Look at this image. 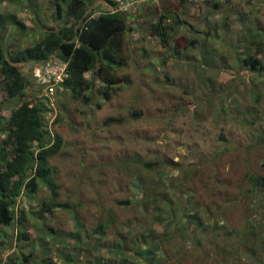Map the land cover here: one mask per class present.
I'll list each match as a JSON object with an SVG mask.
<instances>
[{
	"label": "rangeland",
	"instance_id": "obj_1",
	"mask_svg": "<svg viewBox=\"0 0 264 264\" xmlns=\"http://www.w3.org/2000/svg\"><path fill=\"white\" fill-rule=\"evenodd\" d=\"M168 1L187 24H174L169 43H165L150 33L161 14L159 8ZM193 1L195 5H183L181 0L137 3L132 12L139 19L127 35L131 59L118 71L122 77L129 76V83L125 80L112 90L110 102L95 89L88 93L90 104L68 95L58 109L60 122L53 130L63 136L65 154L52 164L58 171L59 201L69 202L71 209L59 208L46 217L39 214V203L52 199L51 191L42 185L35 201L26 202L28 210L38 212L28 215L30 241L26 246L34 240L37 253H47L48 264H83L86 258L73 249L75 262H66L62 256L71 250V240L69 249L67 242H54L46 225L64 233L83 228L79 232L89 241L88 233L107 220L109 210H116L122 220L143 213L141 201L145 198L193 194L207 197L200 212L205 222L212 226L215 216L229 209L226 230L238 234L232 237L228 232H217L214 237L224 238L230 249L227 252L222 245L217 250L214 240L208 248L211 260L201 264H257L252 259L254 251L258 261L264 260V200L247 179L249 175L264 176V168L259 166L264 154L251 151L259 142L258 136L264 137V68L255 72L243 63L249 56H258L264 66V0H225L220 10L203 0ZM38 7L40 11L34 16L26 0L0 2V15L14 14L25 25L23 29L8 24L0 30V41L8 54L38 43L48 27L61 26L51 0H38ZM181 36L192 45L177 55L173 45ZM164 59L167 66H163ZM21 68L34 84L33 63ZM38 92L33 86L28 95ZM221 106L228 111H221ZM135 112L141 113L140 118L130 119ZM246 112L253 114L247 116ZM1 117L0 148L10 111ZM118 118L129 121L123 125ZM136 157L151 162L152 170L136 164L128 169L116 163ZM136 181L143 187L138 188ZM117 199L130 200L132 205L128 210L114 208ZM35 223L45 229L37 231L32 227ZM185 223L204 235L196 217ZM149 231L161 233L162 228L150 221L145 229ZM12 236V229L0 227V240L9 243ZM194 261L192 256L186 259L188 264Z\"/></svg>",
	"mask_w": 264,
	"mask_h": 264
},
{
	"label": "trees",
	"instance_id": "obj_2",
	"mask_svg": "<svg viewBox=\"0 0 264 264\" xmlns=\"http://www.w3.org/2000/svg\"><path fill=\"white\" fill-rule=\"evenodd\" d=\"M14 1L16 0H0ZM26 1L36 16L40 11L38 0ZM146 1L51 0L56 19L62 21L59 28L48 27L38 43L12 55L8 54L0 41V123L3 120L1 114L10 111V117L5 121L2 130L4 136L0 148V227L12 229L13 234L9 243L0 240V264H42L43 261L48 264L47 253L38 254L34 240L26 246V242L30 241L27 219L29 213L34 215L40 212L39 214L46 217L59 208L71 209L69 202L59 201L58 171L52 164L55 158L65 154L63 136L53 130L60 122V118L56 117L58 109L63 107L68 95L90 104L92 100L88 93L95 89L104 101L110 102L111 91L117 89L125 80L129 83V76L122 77L118 71L131 59L127 35L139 18L136 12L118 11V7L122 3L131 2L135 6ZM211 1L213 3H209ZM227 1L203 0L205 4H212L216 10H220ZM181 2L183 5L196 4L193 0ZM159 9L161 14L152 23L150 35L169 43L174 24L181 27L187 22L174 12L173 4L169 1ZM154 13H158V10ZM170 21L171 24L168 25ZM8 24L25 29L24 23L16 15H0V30L5 29ZM191 45L186 36L178 37L173 45L175 54L180 55ZM53 59L69 63V77L57 86V90L63 88L62 94L58 91L60 99L56 96L53 102L51 98L45 97L42 90L36 96L29 97V90L34 84L21 70V66L30 62L44 66L53 62ZM167 63L168 60L164 59L163 66H167ZM243 63L255 72L264 68L258 56H249ZM101 106L98 104L97 108L102 109ZM220 110L227 112L228 108L221 106ZM252 114L246 112L245 115ZM140 116L139 112L131 113L130 119ZM118 119L123 125L129 121L128 118ZM258 141L251 151L253 154L255 151L264 154V137L259 135ZM116 163H121L128 169L136 164L140 169L152 170L151 162H142L139 157ZM259 166L264 168V162ZM247 179L251 189L264 200V190L260 189L264 188V176L249 175ZM135 183L138 188L143 187L141 182ZM40 185L51 191L52 199L39 203L36 208L38 212L33 207L30 211L26 202L31 204L35 201ZM206 198L196 194L190 197L178 196L175 200L172 196L162 199L145 198L141 201L143 213L141 211V214H133L122 220L117 216L116 210H109L107 220H101L96 229L88 233L91 236L89 241L79 232L83 228L72 233H64L52 225H46V228L54 242H67L66 248L71 240V250L65 251L62 256L66 258V262H75L72 251L75 249L86 258L83 264H188L186 259L189 256L195 259L191 264H201V261L211 260L212 253L208 248L214 240L217 250L223 245L229 251L230 246L224 238L214 237L217 232L224 235L228 232L232 237L238 235L236 230H226L229 209H225V214H222L221 209L216 208V212L222 216H215L216 221L212 226L209 221L205 222L206 217L204 219L200 212L204 209ZM131 205L130 200L117 199L114 208L128 210ZM43 216L40 219L43 220ZM194 217L197 218L198 228L204 235L198 234L196 229H190L185 223ZM150 221L158 223L162 232L146 233L145 229ZM32 227L37 231L45 229L36 223ZM261 235L264 237V229ZM175 246L179 249H175ZM252 259L257 264H264V260L258 261L255 251Z\"/></svg>",
	"mask_w": 264,
	"mask_h": 264
},
{
	"label": "built area",
	"instance_id": "obj_3",
	"mask_svg": "<svg viewBox=\"0 0 264 264\" xmlns=\"http://www.w3.org/2000/svg\"><path fill=\"white\" fill-rule=\"evenodd\" d=\"M131 5V3H127L126 5L122 4V7L119 9L127 10ZM34 75L37 78L38 83L42 86L45 97L47 96L51 98L54 102L56 96L58 98V91L63 90V88L57 90V86L64 82L65 78L69 76L68 63L61 60L48 62L44 66L35 67Z\"/></svg>",
	"mask_w": 264,
	"mask_h": 264
},
{
	"label": "clouds",
	"instance_id": "obj_4",
	"mask_svg": "<svg viewBox=\"0 0 264 264\" xmlns=\"http://www.w3.org/2000/svg\"><path fill=\"white\" fill-rule=\"evenodd\" d=\"M127 3H131V2H127ZM127 3H122V4H124V5H126ZM121 4V5H122ZM132 5L127 9V10H120L119 8L120 7H122L121 5L118 7V11H127V12H132V10L134 9V6H133V3H131ZM55 60H57V59H53V61H55ZM59 60V59H58ZM37 66H39V65H37V64H35V63H33V68H32V70H31V76H32V78H33V80L36 82H34V86H36V90H42L43 91V88H42V86L38 83V80H37V78L35 77V75H34V71H35V67H37ZM68 68H69V63H68ZM69 74V73H68ZM69 77V76H68ZM63 91V90H62ZM62 91H59L61 94H62ZM41 97H43L44 95H40ZM39 96V97H40ZM58 100L60 99V97H59V95H58V98H57Z\"/></svg>",
	"mask_w": 264,
	"mask_h": 264
}]
</instances>
